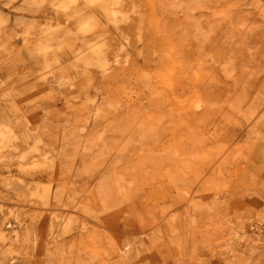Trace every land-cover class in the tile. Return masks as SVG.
Returning <instances> with one entry per match:
<instances>
[{
    "label": "rangeland",
    "instance_id": "374dc122",
    "mask_svg": "<svg viewBox=\"0 0 264 264\" xmlns=\"http://www.w3.org/2000/svg\"><path fill=\"white\" fill-rule=\"evenodd\" d=\"M0 264H264V0H0Z\"/></svg>",
    "mask_w": 264,
    "mask_h": 264
},
{
    "label": "bare ground",
    "instance_id": "6f19581e",
    "mask_svg": "<svg viewBox=\"0 0 264 264\" xmlns=\"http://www.w3.org/2000/svg\"><path fill=\"white\" fill-rule=\"evenodd\" d=\"M89 2H96L98 0H88ZM72 0H69V3H71ZM112 19L116 20V11H112ZM9 221H7L5 223V226L9 225ZM121 254H122V258L126 261L130 259L129 256V248H128V243L124 244V246L121 249Z\"/></svg>",
    "mask_w": 264,
    "mask_h": 264
}]
</instances>
